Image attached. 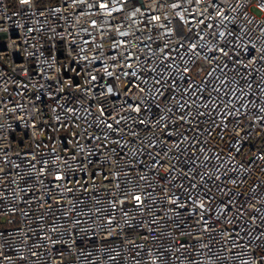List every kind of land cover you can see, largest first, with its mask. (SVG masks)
<instances>
[{
    "label": "built area",
    "instance_id": "1",
    "mask_svg": "<svg viewBox=\"0 0 264 264\" xmlns=\"http://www.w3.org/2000/svg\"><path fill=\"white\" fill-rule=\"evenodd\" d=\"M0 264H264V0H0Z\"/></svg>",
    "mask_w": 264,
    "mask_h": 264
},
{
    "label": "snow or ice",
    "instance_id": "2",
    "mask_svg": "<svg viewBox=\"0 0 264 264\" xmlns=\"http://www.w3.org/2000/svg\"><path fill=\"white\" fill-rule=\"evenodd\" d=\"M104 6H106V5H104ZM136 199H139V197H136Z\"/></svg>",
    "mask_w": 264,
    "mask_h": 264
}]
</instances>
